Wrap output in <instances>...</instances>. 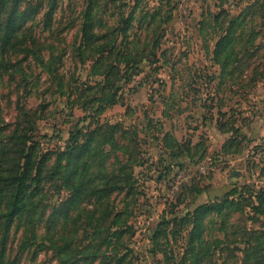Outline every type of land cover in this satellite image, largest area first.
I'll list each match as a JSON object with an SVG mask.
<instances>
[{
    "label": "rangeland",
    "instance_id": "1",
    "mask_svg": "<svg viewBox=\"0 0 264 264\" xmlns=\"http://www.w3.org/2000/svg\"><path fill=\"white\" fill-rule=\"evenodd\" d=\"M162 1L141 0L135 9L132 29L143 34L140 42L147 40L143 48L152 49L148 60L129 66L124 62L111 65L115 59L111 52L98 60L86 56L78 62L68 51L69 42L77 37L76 27H65L62 35L67 51L58 71L69 86L68 92L60 95L54 87L45 88L42 76L37 87L32 84L23 93L26 106L47 102L43 115L33 120L35 129L30 138L37 141L40 150L62 146L74 127H79L82 135L99 122L117 124L125 130L123 135L117 134L118 142L128 143L132 149L129 156L118 157L130 162L131 168L124 212L129 227L123 233L125 247L121 250L125 257L121 264H159L149 250V232L161 219L180 215L227 192L237 197L264 188V129L250 126L251 121L260 119L262 123L264 118V0ZM80 2L63 0L62 4H67L64 19L79 9ZM175 2L178 10L172 12L168 6ZM97 4L96 11H100L102 5ZM122 4L118 0L111 11L117 15ZM153 4L154 13L146 11ZM237 13L239 17L231 21L235 34L227 48L228 56L214 55L213 42ZM134 54L139 55V50L131 47L129 57ZM222 59L226 67L220 65ZM38 68L34 64V72ZM13 86L5 83L0 89L3 102L14 101L13 92L22 85ZM110 94L113 101L107 98ZM96 100L98 108L94 110L91 105ZM6 107L3 114L10 118L13 112ZM243 210L251 214L247 206ZM245 215L238 210L226 214V231L215 230L218 224L210 220L218 219L213 215L206 220L214 229L207 228L211 236L216 235L223 244H233L227 250L217 249L218 255H240L246 234L237 229L241 224L257 228L264 222L262 217ZM179 224L161 226L178 231ZM186 226L182 223L176 235L178 244ZM17 231L7 242L6 264L8 260L11 264L57 263L45 246L36 247L34 258L21 254ZM170 242L175 245L172 239ZM113 244L111 247L118 250L120 244ZM165 244L159 237L157 248H168ZM173 248L180 249L177 245ZM15 252L20 256L15 258ZM156 252L161 258L162 251Z\"/></svg>",
    "mask_w": 264,
    "mask_h": 264
},
{
    "label": "trees",
    "instance_id": "2",
    "mask_svg": "<svg viewBox=\"0 0 264 264\" xmlns=\"http://www.w3.org/2000/svg\"><path fill=\"white\" fill-rule=\"evenodd\" d=\"M120 1L125 4L116 15L111 7L118 0H81L79 9L64 19L67 4L63 5V0H0V89L5 83L22 85L13 92L14 101L3 102L0 92V264H6L7 242L16 230L21 236V254H29V258L35 257L37 246H45L53 252L56 264H121L124 261L121 248L125 247L123 233L129 227L124 212L130 194L131 168L130 162L118 157L129 156L132 149L128 143H119L117 134L123 135L121 132L125 130L117 124L99 122L82 135L81 129L74 127L62 146L40 150L36 147L37 141L30 138L35 129L33 120L43 115L47 102L31 107L23 101V93L32 84L37 87L42 76L45 88L54 87L60 95L68 92L69 86L64 84L63 74L58 71L67 51L62 35L65 27H76L78 34L69 42L68 51L78 62L86 56L98 60L105 53L114 52L111 65L124 62L129 66L152 56L151 48H143L147 40L139 41L143 34H136L132 29L135 9L141 0H128L129 4L127 0ZM161 1L155 0L156 4ZM97 2L102 5L100 11H96ZM176 2L168 6L172 12ZM156 4L146 7V11L154 13ZM239 15L231 18L213 42L214 55L228 56L227 48L234 33L231 21ZM97 29L104 31L97 32ZM131 47L139 50V55L130 58ZM219 62L226 67L225 60ZM34 64L39 67L37 72ZM40 97H43L42 91ZM107 98L114 100L112 94ZM97 105L98 100L91 106L95 110ZM5 107L13 112L10 118L3 114ZM232 194L227 192L219 199L198 203L180 215L158 221L149 232V250L155 261L159 264H264V222L257 228L241 224L237 229L246 234V239L241 241L244 246L240 255L216 253L217 249L227 250L233 244H223L207 228L213 229L211 224L217 223L216 231H226L224 219L231 210L245 215L243 209L247 206L251 214L245 217H262L264 221V188L237 197ZM117 202L123 205L117 207ZM211 215L218 221L210 220L207 226L206 220ZM170 222L173 225L181 222L180 228L182 223L187 225L179 244L176 235L180 228L175 232L161 226ZM159 237L168 248H157ZM171 239L180 247L178 251L174 250ZM28 244L33 245L31 250ZM112 244L115 247L120 244L119 249L111 247ZM158 250L162 251L161 258L156 257ZM13 255L17 258L20 253Z\"/></svg>",
    "mask_w": 264,
    "mask_h": 264
},
{
    "label": "crops",
    "instance_id": "3",
    "mask_svg": "<svg viewBox=\"0 0 264 264\" xmlns=\"http://www.w3.org/2000/svg\"><path fill=\"white\" fill-rule=\"evenodd\" d=\"M177 10H178V8H175L174 12L177 11ZM174 16H175V14H174ZM250 126H254L255 128H258L259 126H262L261 130H260V131H262L264 129V118L262 119V123L260 122V119L259 120L255 119L254 121H251L250 122Z\"/></svg>",
    "mask_w": 264,
    "mask_h": 264
}]
</instances>
